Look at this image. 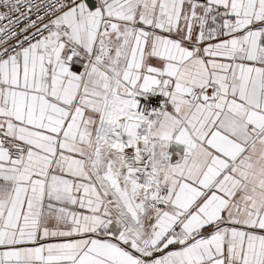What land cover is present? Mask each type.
<instances>
[{
    "label": "snow or ice",
    "instance_id": "snow-or-ice-1",
    "mask_svg": "<svg viewBox=\"0 0 264 264\" xmlns=\"http://www.w3.org/2000/svg\"><path fill=\"white\" fill-rule=\"evenodd\" d=\"M0 264H264V0H0Z\"/></svg>",
    "mask_w": 264,
    "mask_h": 264
}]
</instances>
